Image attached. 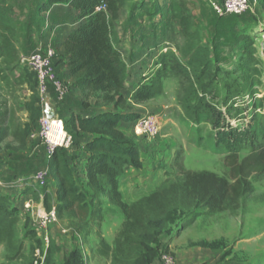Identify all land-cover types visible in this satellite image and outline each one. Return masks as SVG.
<instances>
[{
    "label": "rangeland",
    "instance_id": "374dc122",
    "mask_svg": "<svg viewBox=\"0 0 264 264\" xmlns=\"http://www.w3.org/2000/svg\"><path fill=\"white\" fill-rule=\"evenodd\" d=\"M7 1L16 11L17 33L12 41L20 62L32 71L22 61L23 55L40 46H52L58 53L56 67L68 88L65 97L59 99L54 91L56 102L50 103L38 92L43 108L54 109V117L64 121L72 141L56 149L65 153L77 180L84 185L90 154L82 145L92 135L86 133V140H76L67 121L80 113L77 111L91 114L103 107L97 97L85 102L87 105L76 101L74 83L62 71L58 43L78 25L76 12L66 3L39 11L38 4L43 0ZM135 1L139 7L145 3L147 9L132 11L129 3L116 22L119 47L129 67L123 93L131 98L141 85L153 88L151 99L128 102L133 110H139L137 115L155 117L160 132L141 137L134 132L135 121L119 124L138 145L142 162L139 168L124 167L119 189L123 200L130 204L156 190L168 175L176 174V164L230 179L226 139L241 158L255 148L264 150V0H250V8L238 15L220 12L216 6L221 7L223 0ZM182 11L189 19L188 33L182 30L178 18ZM197 50L204 54V60L193 66L189 60ZM206 61L211 63L210 72L199 82L193 80L196 76L191 77L193 81L187 80L189 70L196 68L200 72ZM7 67L10 65L4 61L0 63V69ZM19 74L17 70L5 80L0 77V131L3 127L13 131L29 121L24 105L32 92L28 83L18 80ZM191 82L199 83L196 86H200L199 97L204 101L202 112L195 107L186 109L180 101L190 91ZM129 110L120 109L123 113ZM59 127L63 139L64 130ZM10 130L0 141V192L15 210L18 232L11 243L0 241V264H44L51 252L60 261L58 264H64L74 249L82 253L85 264H112L111 257L102 250L106 245L113 247L119 236L125 221L120 208L109 197L97 194L92 214L82 224L67 215L60 216L59 186L49 164L50 146L40 134L41 122L25 145L15 140ZM220 133L225 136L222 138ZM40 173H45V183L35 178ZM249 181L252 188L236 209L210 213L199 206L174 212L170 227L158 242L159 258L163 251L170 252L165 239L171 233L176 236L177 227L187 215L196 218L194 236L200 237L204 247L195 253L189 251L193 256L190 261L180 254L181 264H264V174L253 175ZM46 200L52 209L56 208L57 219L45 227L39 215L44 209L50 211ZM37 249H41L43 261L36 256ZM172 253L177 259V254Z\"/></svg>",
    "mask_w": 264,
    "mask_h": 264
},
{
    "label": "trees",
    "instance_id": "16d2710c",
    "mask_svg": "<svg viewBox=\"0 0 264 264\" xmlns=\"http://www.w3.org/2000/svg\"><path fill=\"white\" fill-rule=\"evenodd\" d=\"M63 3L75 10L78 22L62 45L64 52L60 56L64 67L72 77L75 88L83 93L84 104L87 105L85 102L97 97L104 109L89 116L87 111L74 113L67 121L76 140H86V133L92 135L82 145L90 154L85 166L87 174L84 185L77 180L62 150L55 149L51 156V172L59 186L58 201L61 205L57 207L58 213L82 224L92 214L95 195L109 197L120 208L125 221L115 245H106L102 251L111 257L112 264H153L159 259L158 242L170 227L171 215L178 210L189 211L199 206L206 207L210 213L236 209L242 197L252 188L249 179L253 175L264 174V150L255 148L241 158L230 140L226 139L225 145L229 149L226 164L230 167V179L212 171H195L183 164H176L178 172L168 175L156 190L131 204L124 201L119 189L124 167L132 165L139 168L142 162L138 145L121 130L119 124L122 121L134 122L140 117L132 112L129 99L136 102L147 101L153 97L154 90L149 85H141L133 91L131 98L124 95L129 67L119 47L121 39L116 22L121 10L129 3L132 11L147 8L145 3L139 7L135 0H43L38 4V10L49 11L54 4ZM103 5L106 8L99 9ZM15 13L12 4L7 0H0V63L4 61L10 65L6 69H0V77L5 80L19 70L18 80L30 85V100L24 105L29 113V121L23 126L14 127L13 131L10 127H3L0 141L9 135L10 130L14 139L25 145L28 136L36 129L43 116L44 108L38 92L37 76L20 62L18 50L12 41V36L17 33ZM178 16L182 30L188 33L187 15L182 11ZM203 56L197 50L189 62L193 66L202 63ZM210 67V61H206L200 72L196 68L190 69L187 80L197 79L199 82L210 72ZM192 76L196 77L192 80ZM196 84L199 85L191 82L190 91L180 101L186 109L195 107L202 112L204 101L199 97L200 86L197 87ZM125 108L130 109L128 113L120 111ZM220 134L222 138L225 136V133ZM217 140H221L219 136ZM46 205L48 209H52L47 200ZM195 221V217L186 215L180 230ZM17 232L15 210L9 207L7 196L0 192V241L11 243ZM44 264H58L53 252ZM64 264H85V259L78 249H74Z\"/></svg>",
    "mask_w": 264,
    "mask_h": 264
},
{
    "label": "built area",
    "instance_id": "2783aa9c",
    "mask_svg": "<svg viewBox=\"0 0 264 264\" xmlns=\"http://www.w3.org/2000/svg\"><path fill=\"white\" fill-rule=\"evenodd\" d=\"M215 5V3H214ZM250 0H223L221 7L216 8L223 13L227 14H242L250 8ZM106 8V5L99 7ZM58 58V53L56 49L52 46H40L35 50L30 52L27 55L22 56V61L29 66V68L35 72L38 80V90L40 94L44 97L50 90V87H53L57 93L59 99L65 97L68 88L65 86L64 81L60 78L57 68L56 60ZM55 119V120H54ZM53 121H57L60 126L64 127V121L59 117L49 118L48 110L44 108L43 116L40 119L42 130L41 135L46 139L49 144L50 149V160L57 146H69L72 141L70 136L67 137L65 141L61 144H56L51 141L49 138L51 124ZM65 128V127H64ZM134 132L137 136H155L160 132V126L157 119L153 116L143 115L138 117L135 120V129ZM34 137L35 134H32ZM45 173H40L35 178L41 183H45ZM41 226H47L52 221L57 219V210L56 208L51 209L50 211L42 210V213L39 215ZM45 243L48 242V237L44 238ZM36 256L43 258L41 249L36 250ZM38 259L40 260V258ZM44 259V258H43ZM156 264H176V257L172 252L163 251L160 258L157 260Z\"/></svg>",
    "mask_w": 264,
    "mask_h": 264
},
{
    "label": "crops",
    "instance_id": "0c3cea01",
    "mask_svg": "<svg viewBox=\"0 0 264 264\" xmlns=\"http://www.w3.org/2000/svg\"><path fill=\"white\" fill-rule=\"evenodd\" d=\"M66 37H65V39H66ZM65 39L61 40L58 43L59 52L61 54H63V52H64V49H63L62 45H63V42L65 41ZM62 71H65L66 72L65 74L67 75V78L69 80L73 81L72 77L67 72V69L65 67L62 68ZM62 71H61V73H62ZM54 91H55V89L53 87H50L49 92L44 96L46 99H48V102H50V103L56 102L55 101V92ZM74 97H75V100L78 101V102L79 101H82V102L85 101L83 93L80 90H78V89L75 90V96ZM78 107H80V105ZM49 109H52V108H49ZM100 109L101 110H98L97 112H95L93 114L102 112L104 108H100ZM52 110H54V109H52ZM84 111H86V110H84ZM77 112L84 113V112H81V111H77ZM132 112L138 114L139 110L135 109V110H132ZM93 114H87V115L89 116V115H93ZM55 123L59 124L56 121H55ZM180 229H181V225H179L177 227V229H176V236H173L172 234H168L169 238L165 239L166 240L165 241L166 242V244H165L166 249L169 250L170 252L173 251V252H175L177 254V256H178L177 259L180 261L179 264H181L180 254L185 255L186 259L188 261H190L193 258V256H190L189 251H194L193 253H195V252H197L196 250H201L202 247H204L201 244V241L199 240L200 237H195L194 236V230L196 229L195 222L192 225L188 226L187 228H185L183 230H180ZM177 232H178V234H177ZM206 248H208V247L206 246ZM185 256H183V258H185ZM177 259H176V264H178L177 263ZM43 260L44 259H42V261ZM56 262H60V261H56ZM192 262L194 263V261H192ZM156 263H157V261L154 262V264H156ZM91 264H92V262H91Z\"/></svg>",
    "mask_w": 264,
    "mask_h": 264
},
{
    "label": "bare ground",
    "instance_id": "6f19581e",
    "mask_svg": "<svg viewBox=\"0 0 264 264\" xmlns=\"http://www.w3.org/2000/svg\"><path fill=\"white\" fill-rule=\"evenodd\" d=\"M59 125H57V123H55V121H53L52 124H51V130H50V135H49V138L51 139V141L56 143V144H61L69 136L68 133L66 132L65 128L61 125V129L64 130V136H63V139H62L61 134H60Z\"/></svg>",
    "mask_w": 264,
    "mask_h": 264
},
{
    "label": "water",
    "instance_id": "95a60500",
    "mask_svg": "<svg viewBox=\"0 0 264 264\" xmlns=\"http://www.w3.org/2000/svg\"><path fill=\"white\" fill-rule=\"evenodd\" d=\"M48 113H49V118H53L55 115L52 109H48Z\"/></svg>",
    "mask_w": 264,
    "mask_h": 264
}]
</instances>
